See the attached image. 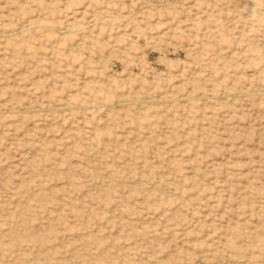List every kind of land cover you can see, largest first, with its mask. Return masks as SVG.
Wrapping results in <instances>:
<instances>
[{
	"label": "rangeland",
	"instance_id": "rangeland-1",
	"mask_svg": "<svg viewBox=\"0 0 264 264\" xmlns=\"http://www.w3.org/2000/svg\"><path fill=\"white\" fill-rule=\"evenodd\" d=\"M0 264H264V0H0Z\"/></svg>",
	"mask_w": 264,
	"mask_h": 264
}]
</instances>
